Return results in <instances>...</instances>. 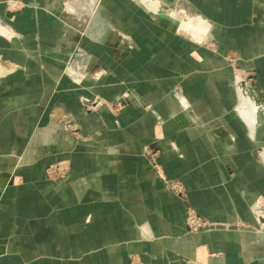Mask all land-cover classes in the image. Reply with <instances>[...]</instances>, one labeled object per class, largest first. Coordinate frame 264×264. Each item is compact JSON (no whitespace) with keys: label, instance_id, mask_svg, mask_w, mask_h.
Listing matches in <instances>:
<instances>
[{"label":"crops","instance_id":"crops-1","mask_svg":"<svg viewBox=\"0 0 264 264\" xmlns=\"http://www.w3.org/2000/svg\"><path fill=\"white\" fill-rule=\"evenodd\" d=\"M69 1L77 7L60 0L0 3V26L17 33L0 34L2 56L22 67L0 77V264H133L132 256L137 264H264V234L251 229L258 226L255 212L264 210V117L253 126L236 113L234 73L226 67L234 61L254 74L264 98V0H188L190 11L217 26L209 49L165 32L140 38L145 25L134 3L135 16L125 18L123 0H114L110 12L103 7V15L104 0H81L101 11L97 36L84 41L97 47L98 57L82 54L77 71H69V51L61 48L70 22L60 15L69 12L75 25V13L86 7ZM149 1L157 4L146 9L154 13L161 8L183 17L187 8L185 0L171 9ZM10 2L20 6L12 9ZM205 21L200 24L208 28ZM167 25L148 23L153 30ZM112 28L147 52H134L130 70L119 66L110 77L101 63L107 43L99 37L101 29L116 33ZM122 72L152 111L115 102L129 88ZM170 83L180 84L178 98ZM248 90H240L242 98ZM91 95L103 96L110 109L84 112L79 101ZM56 109L77 122L82 140L75 148L65 151L54 138ZM182 111L208 129L187 133V121L171 119ZM156 152L154 165L145 157ZM61 159L71 162L63 191L45 175ZM174 179L186 199L166 190L163 180ZM189 208L211 223L209 231L189 232Z\"/></svg>","mask_w":264,"mask_h":264},{"label":"rangeland","instance_id":"rangeland-1","mask_svg":"<svg viewBox=\"0 0 264 264\" xmlns=\"http://www.w3.org/2000/svg\"><path fill=\"white\" fill-rule=\"evenodd\" d=\"M2 1L3 0H0V3ZM66 1H67V4L69 5L70 8L77 7L76 4L74 3V1H69V0H66ZM66 1L60 0L61 3L66 2ZM127 1L123 0V3H122L123 10L124 11L126 10V12H127V13H124V17L128 18V17H134L135 16V14H133V16H132V13L130 14V9L132 7V5L130 3H134V5L137 6L139 9V13H138L139 21L145 25L144 29H141L139 32L140 38L155 37L158 34L163 36L162 34L165 32L166 37H171L174 35L181 36V37L185 38L189 43L193 44L194 46H196L198 48H208L209 49V48H211V46L215 45V36L214 35L216 32L217 26L213 25V23L210 22L207 18H205L201 15L195 14V12L193 10L190 11L188 8L191 9V3H189L188 0H185L187 8H186V12H184V14H183V17L181 16L180 13H174V12H171L170 15H167L164 13L165 14L164 15L163 13L160 12L161 8H158L156 13L149 12L148 10H146L147 7L145 8L139 0H137L139 3L135 0H127ZM159 1L162 2L163 4H165L169 9L177 8L180 4L179 3L180 0H159ZM79 2L82 3V4H80L82 7L83 6L86 7V10H83L84 12L79 11L80 14L75 13L76 17H77V15H80V19H78L76 21L75 25H74V23H71V20H70L71 15L69 12L67 13L65 10L63 13H66V15H60V17H63L62 19H64V21L70 22L69 23L70 27H68V29L64 31L63 39L61 41L62 47L59 46L62 49L69 51L70 57L68 59L69 60L68 62L70 64L69 66L71 68L69 71H72L73 68L76 69L78 65L83 64V62L81 60L84 57L82 56V58H81V55L84 53H86V54L90 53V54H93V55L98 57V55L96 53L92 52L93 49L97 50L96 49L97 47L93 46V45L89 46L88 44H86L84 42V41H90V43H92V41L94 40L93 38L86 36V33H87V30L90 26H91V29H89V30L91 32H93L94 27L96 26L95 21L98 20L100 11L102 10V15L104 14V10H103L104 8L103 7H105L108 10V12H110L111 8H113L115 6L114 0H104L101 3L102 7H101V10L99 11V9H95L94 6L96 4L94 2L87 3V2H84L81 0H79ZM8 5L12 9H18V7L20 6V5H16L15 2H10V3H8ZM64 6H66V4ZM81 6H79V7H81ZM91 9L93 10L92 12H91ZM132 9L134 11V8H132ZM93 14H94V16H93ZM109 14H108V16H109ZM68 15H70V16H68ZM201 19L206 20L205 22L208 24L207 32L205 34V37H204L203 33H201L200 35L198 34V36L195 37L196 31L194 29H195L196 25L200 24ZM85 21H87L88 24L84 23ZM113 21H114V18H113ZM108 22L110 25L115 26L114 23L111 24L112 23L111 21L108 20ZM149 22H154L155 24L167 23L168 29L153 30L148 26ZM190 24H192L194 26L193 27L194 29L190 28L189 31L187 29H184L185 25L186 26L188 25L190 27ZM147 27H149V28H147ZM3 30H5V29L2 26H0V34L7 35V37H13V35L15 36L17 34V33L10 34L8 32V30H5V31H3ZM117 31H118L117 33L110 34L112 32H107L106 29H103L100 31L101 36L99 37L100 39L105 41V43H107L105 46H101L102 49H100L101 51H104V55H105L104 57H106V60L103 61V59H102L101 63L104 65V67H107L106 72L108 73V75H110V77L114 76V71L119 66H122L123 68L127 67V70H130L129 66H130L131 62H129V58L133 55L134 52H137L138 54H143V52H144V54H146V52H147L146 46L143 47V46L138 45V43L135 41V39L129 33H126V31H122V30H120V31L117 30ZM127 32H130V31H127ZM113 38H115L114 39L115 43L112 44L113 43L112 42L110 45L109 40L110 39L113 40ZM201 39H203V40H201ZM77 40H79V44H78ZM1 42L2 41H0V71H1L0 77L1 76L3 77L5 69L18 70V69H21L22 67L19 64L11 62L2 56L1 52L4 51V46L2 45L3 43H1ZM97 52H98V50H97ZM195 54H198L197 50L192 51L188 56L192 55L193 56L192 60H194ZM117 58L120 60V62L118 60H117V62H115L116 61L115 59H117ZM79 61H81L80 64H78ZM142 63L143 62L140 61L141 67H142ZM186 63L190 64L189 60ZM175 64H176V62L170 63L171 66L172 65L176 66ZM74 65H75V67H74ZM89 65H90V63L88 64V67H87L88 71L92 70L89 67ZM226 67H230V69L234 73L233 78L231 80V85L234 87V90H235L236 96H237L236 109H235L236 113L238 115L244 116L242 113H244V110L247 109L244 106V103H247V105L249 107L254 106L256 109V114L253 115L254 118H256L258 120V122L263 121L262 117H264V98H262V96H260V94H259V90H258L259 87L257 85L255 75L254 74L252 75V73H249L248 71H246L243 68V66H241L240 63H238V62H234V61L233 62L232 61L226 62ZM76 71H77V69H76ZM79 71L81 72V69ZM84 71H86V70H84ZM65 73H66V69H65ZM83 74H85V73L83 72ZM66 76H67V73H66ZM122 76H123L124 80L122 79L123 82L121 84L124 85L125 87H129V88H127L122 93L118 94L115 98V102L121 107V109L122 108L125 109L126 107L133 106V107H137L139 109H143L145 111H152V108L148 107L149 105L147 104V102L139 94H136L133 91V89H131L129 81L125 79L126 75L124 74V72H122ZM88 78H84V79H82V81H85ZM169 81L171 83L172 82L176 83V81H174L173 79H170ZM171 83H170L171 93H172V95H174V97L178 98L180 96V93H179L180 84L178 83V84L174 85ZM110 85H114V84H110ZM107 86H109V85H107ZM254 88L256 89V91L253 90ZM248 89H250V93H248V92L245 93L247 99L245 97L242 98L240 90L245 92L244 90L247 91ZM255 101L257 102V104L259 101V106H257ZM79 102H80L81 106L83 107L84 112L96 111V110H107V109L109 110L110 109L109 103L101 95H91L90 97H82ZM119 103H121V104H119ZM119 114H120V112L117 113L116 115L119 116ZM53 115L54 116L52 117V119L55 122V126H52V127L54 129V131H53L54 135L56 134L54 136V138L57 139L60 142V144L61 143L64 144L63 147H64L65 151L67 149L68 150L72 149L73 147L75 148L76 145L78 144V140H80V141L82 140V137L80 135V130L78 128V125L76 124L77 122L74 121L71 116H68L67 111L62 110V109L54 110ZM194 117L195 116L192 113H190V112L186 113L185 111H182L180 113L173 114L171 116V119L175 122H178V123H182L184 121H187V126H189V128H187L185 130L187 133L194 131V132H198L200 134L203 132V129H208L207 127L202 128L200 126H197V123H196L197 121L194 120ZM68 145H70L71 147H67ZM157 153L158 152L152 153L149 156L146 155L145 159L155 165ZM45 171H46L45 172L46 180L51 182V183L58 184L59 189H61V191H63L65 188L62 187V184L65 183L64 181L66 180L69 172L71 171V162L67 159H61V160L52 162V163L47 165ZM163 182L165 184L166 190L168 192H170L171 194L175 195L177 199H179V198L180 199H186L185 198L186 190H185V187L180 180H178V179L163 180ZM192 214L197 216L198 218L194 221L193 226L190 228L188 225V222H189V220H190L189 218L191 217ZM255 216H256V212H255ZM256 220L258 223L257 216H256ZM186 225H187V228H188L190 233H198V232L203 231V230L209 231L212 227V225L209 221H206V219L202 218L196 211H194L191 208H189L187 210ZM197 225H201V226H197ZM237 227L240 229H243L241 227H248V226L241 225V223H237ZM257 227L251 228V229L255 230ZM132 263L137 264L136 256H132Z\"/></svg>","mask_w":264,"mask_h":264},{"label":"bare ground","instance_id":"bare-ground-1","mask_svg":"<svg viewBox=\"0 0 264 264\" xmlns=\"http://www.w3.org/2000/svg\"><path fill=\"white\" fill-rule=\"evenodd\" d=\"M141 3H142V5L144 6V7H149L150 9H156L157 8V4H153V2L152 1H149V0H139ZM101 21L102 22H104L102 19H101ZM104 24V23H103ZM198 25H200L199 27H195V29L193 28L194 26L192 25V24H190V27L187 25H185L184 26V29H187L188 31L190 30V28H193L195 31H196V33H195V37H197L198 36V34L200 35L201 33H203L204 34V37H205V34H206V32H207V28L206 27H204V24L203 25H201V24H198ZM89 29H91V26L88 28V30H87V33H86V36H88V37H96L97 35H95V33L94 32H91ZM102 30V29H101ZM113 32H118V31H116L114 28H112L111 29ZM121 35V34H120ZM202 40V39H201ZM256 105V104H255ZM257 106H259V104L257 105ZM246 118H248L249 119V121H250V123L253 125L254 124V122H253V120L255 119V120H257L256 118H254V114H256V109H255V107L254 106H251V107H247V109L246 110H244V113H242ZM256 116V115H255ZM264 119V118H263ZM254 126V125H253Z\"/></svg>","mask_w":264,"mask_h":264},{"label":"built area","instance_id":"built-area-1","mask_svg":"<svg viewBox=\"0 0 264 264\" xmlns=\"http://www.w3.org/2000/svg\"><path fill=\"white\" fill-rule=\"evenodd\" d=\"M257 219H258V227L255 229V231L257 233H263L264 234V210H259L256 213ZM198 217L195 215H191V217L189 218V222L188 225L191 228L193 226L194 221L197 219ZM197 226H201V225H197ZM243 229H250L249 227H241Z\"/></svg>","mask_w":264,"mask_h":264}]
</instances>
